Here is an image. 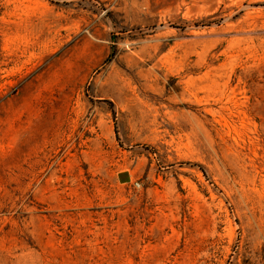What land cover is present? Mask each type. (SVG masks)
Masks as SVG:
<instances>
[{"label":"rangeland","instance_id":"374dc122","mask_svg":"<svg viewBox=\"0 0 264 264\" xmlns=\"http://www.w3.org/2000/svg\"><path fill=\"white\" fill-rule=\"evenodd\" d=\"M0 264H264V0H0Z\"/></svg>","mask_w":264,"mask_h":264},{"label":"water","instance_id":"95a60500","mask_svg":"<svg viewBox=\"0 0 264 264\" xmlns=\"http://www.w3.org/2000/svg\"><path fill=\"white\" fill-rule=\"evenodd\" d=\"M119 181L121 183H125V182H130L131 181V177L129 173H121L118 175Z\"/></svg>","mask_w":264,"mask_h":264}]
</instances>
